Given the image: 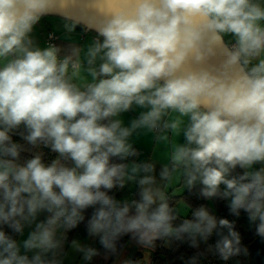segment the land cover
<instances>
[{
  "label": "clouds",
  "instance_id": "1",
  "mask_svg": "<svg viewBox=\"0 0 264 264\" xmlns=\"http://www.w3.org/2000/svg\"><path fill=\"white\" fill-rule=\"evenodd\" d=\"M58 3L0 0V264H63L67 233L81 223L105 258L125 236L152 250L157 241L198 249L215 235L208 250L222 261L247 255L235 221L204 204L182 216L163 185L179 178L226 201L264 240V0H133L70 51L33 36ZM142 132L170 144L158 173L131 142ZM17 134L55 159H22L30 149ZM130 182L136 198L110 194ZM71 247L86 264L101 254Z\"/></svg>",
  "mask_w": 264,
  "mask_h": 264
},
{
  "label": "crops",
  "instance_id": "2",
  "mask_svg": "<svg viewBox=\"0 0 264 264\" xmlns=\"http://www.w3.org/2000/svg\"><path fill=\"white\" fill-rule=\"evenodd\" d=\"M68 22L69 21H67L66 19L57 18L53 16L43 17L41 21L39 22V24L36 25V28L33 33L34 39L41 47H44L46 46L45 44L46 32L49 30H53L58 35L57 46H59L62 50L70 51L78 47L85 48L91 42L95 34L90 31H87L84 27L77 25V24H74L73 26L66 25L67 29H65L64 25ZM228 39H231V38H228ZM88 79H90V77ZM140 111L141 109H135V111L124 113L122 114V118L127 124L131 119L137 116ZM151 134L142 132L138 135H134L132 137L131 142L134 144V147H136L137 150L140 152V157L144 156L147 160H151L155 164L162 166L165 163L160 162L159 159H163L162 156H165V155H168L167 158L169 157L170 144L166 142L156 141L154 137L153 138L151 137ZM17 138L21 139V137L18 134L13 136V139L15 141ZM173 140L175 142L183 143L182 135L174 137ZM128 185L130 186V189L132 187L133 190L131 191L137 192L135 188V184L133 182H130ZM163 191L165 192L167 197L169 196L181 197L187 191V189L185 188L182 181L179 178H176L172 183L164 184ZM136 192L132 196V198H136ZM208 247H209L208 244L200 243L198 249L197 248H193V249L197 253L202 252L204 256L206 257L208 254H210ZM100 257H101V254L98 255V258H97L99 264L101 263Z\"/></svg>",
  "mask_w": 264,
  "mask_h": 264
},
{
  "label": "trees",
  "instance_id": "3",
  "mask_svg": "<svg viewBox=\"0 0 264 264\" xmlns=\"http://www.w3.org/2000/svg\"><path fill=\"white\" fill-rule=\"evenodd\" d=\"M57 18H60V17H57ZM20 130H22V128ZM23 144H25V142H23ZM25 145L27 146V144ZM26 148L30 149L31 151H29L30 153H27V154L22 153L21 154L22 159L30 157L35 152H41L46 162H50L52 159H55L56 157L55 153H52L49 149L43 148L42 146L41 148L35 149V148H31V146L28 145V147ZM237 171H239V169ZM168 198L173 207L180 199H183L192 208H195L201 204L207 205L210 211H212L213 214L216 215L218 219L235 218L234 216L230 215L226 201L220 200V199L205 200L199 196L198 189L192 190V191L187 190L181 197L169 196ZM88 211H91V210L89 209ZM255 237L256 235H255L254 228L251 227L250 230L246 232L244 239L242 240V244L247 246ZM130 242L131 240L129 239L128 236L123 237V239L120 242L122 245H124L123 249L116 256H109L105 264H110L113 261V259H115L122 251L126 249L127 244ZM214 243H215V240L213 237H211L207 242L208 246L213 245ZM144 251L147 252V259L145 261V264H187V262L189 261L191 257L197 255V252L192 247H189L187 243L181 244V243H175V242H170V241H157L156 247L154 249L152 250L144 249ZM100 252H101L100 262H104L102 260L104 257L103 249ZM207 256L212 257L214 260H216L219 263L228 262L230 260H234V261L239 260L242 257V255H240V256L233 257L228 261H222L213 251H210V254H208ZM204 260H205V256L199 255L198 264H203Z\"/></svg>",
  "mask_w": 264,
  "mask_h": 264
},
{
  "label": "water",
  "instance_id": "4",
  "mask_svg": "<svg viewBox=\"0 0 264 264\" xmlns=\"http://www.w3.org/2000/svg\"><path fill=\"white\" fill-rule=\"evenodd\" d=\"M133 0H59L57 6L45 16H55L66 19L71 23L84 27L87 31L95 32V28L101 19L109 14L114 8L121 5H130ZM222 61V56L218 53L208 61L209 66H218ZM195 66V65H193ZM232 221L231 219H227ZM214 240L217 239L213 235ZM249 258L242 264H264V240L256 236L248 245Z\"/></svg>",
  "mask_w": 264,
  "mask_h": 264
},
{
  "label": "rangeland",
  "instance_id": "5",
  "mask_svg": "<svg viewBox=\"0 0 264 264\" xmlns=\"http://www.w3.org/2000/svg\"><path fill=\"white\" fill-rule=\"evenodd\" d=\"M151 134V133H150ZM151 137L153 138L154 135L151 134ZM17 142L23 144V140L22 139H17ZM26 146V145H25ZM28 147V145L26 146ZM31 151V150H29ZM23 152V153H30V152ZM168 155L162 156L163 159H159L160 162L166 163L168 162ZM140 160H144L147 161V159L143 156L140 157ZM161 165H157L156 164V168H157V173L159 172ZM131 189L130 186L128 185L125 189L123 190H118V192L115 194V196H117L118 198H124V199H132V196L134 195L131 194ZM174 208L182 215H187L188 211H189V204H187V202H185V200L180 199L175 205ZM91 211H88V213L90 214ZM88 214H86L87 216ZM40 219H43V215L40 217ZM237 220L243 224V226L247 229L251 228L247 218L244 216V214H241V216L239 218H237ZM28 231H30V229L26 228L25 229V233L23 236H17V239L23 240L24 238H26ZM73 240H76L84 245H88L91 247H94L98 250H102L99 242L97 239L95 238H88L87 237V233L85 231V225L83 223H81L76 229H73L72 231L67 233V240H66V244H65V255L63 257V264H86V262L82 261L81 258V254L76 252L72 247H71V243ZM136 245L134 241H131L130 243L127 244L126 249L124 251H122L115 259H113V261L110 264H123V261L128 258V259H132L133 261L135 258H140L138 259V261H140V264H144V261H146L147 259V252L144 251L143 248L138 247V251L143 252V256L141 257V253L139 254L138 252L135 253L132 251V253L129 256V250L131 248V246ZM132 254L136 257H132ZM98 256L94 257L93 260L91 262H87V264H99L98 260H97ZM248 254L247 255H243L242 258H240V260H230L228 261L229 264H242L243 261L247 260ZM104 262H101L100 264H105L107 262V258L103 257L102 259Z\"/></svg>",
  "mask_w": 264,
  "mask_h": 264
},
{
  "label": "flooded vegetation",
  "instance_id": "6",
  "mask_svg": "<svg viewBox=\"0 0 264 264\" xmlns=\"http://www.w3.org/2000/svg\"><path fill=\"white\" fill-rule=\"evenodd\" d=\"M118 191L117 190H114L113 192H112V194L113 195H115L116 193H117ZM133 192H134V194H135V192L136 191H132V194H133ZM91 210V209H90ZM86 214H89V213H86ZM232 221H235V229H236V231H238L239 233H240V235H241V240H243L244 239V236H245V234H246V232L248 231V230H250V228L249 229H247V228H245L244 226H243V224L242 223H240L238 220H237V218L235 217V218H232L231 219ZM132 241V240H131ZM134 250H135V253L136 252H138L140 255H141V257L143 256V252H140V251H138V247L136 246V245H133V246H131V248H130V250H129V256H130V254L132 253V251L134 252ZM200 254L201 255H204L202 252H200ZM243 256V255H242ZM132 257H133V259H134V257H136V256H134L133 254H132ZM248 257H249V255H248ZM242 258V257H241ZM138 259H140V258H135L134 260H138ZM240 260V259H239ZM144 264H145V261H144Z\"/></svg>",
  "mask_w": 264,
  "mask_h": 264
},
{
  "label": "built area",
  "instance_id": "7",
  "mask_svg": "<svg viewBox=\"0 0 264 264\" xmlns=\"http://www.w3.org/2000/svg\"><path fill=\"white\" fill-rule=\"evenodd\" d=\"M57 39H58V35L55 31L49 30L46 32V36H45V44L46 45L49 43L57 45ZM203 264H229V263L228 262L219 263L216 260H214L212 257L207 256V257H205Z\"/></svg>",
  "mask_w": 264,
  "mask_h": 264
}]
</instances>
